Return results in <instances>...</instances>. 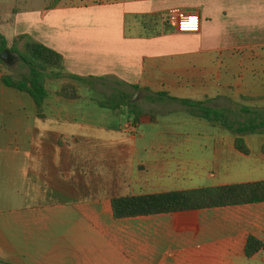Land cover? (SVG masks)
<instances>
[{
	"label": "crops",
	"instance_id": "crops-1",
	"mask_svg": "<svg viewBox=\"0 0 264 264\" xmlns=\"http://www.w3.org/2000/svg\"><path fill=\"white\" fill-rule=\"evenodd\" d=\"M77 1L0 18L8 43L28 35L81 79L47 81L37 112L0 73V261L264 264V202L123 219L111 206L264 182V0ZM173 8L199 32L150 36ZM66 84L79 100L57 96ZM253 119L244 154L235 131ZM249 238L263 248L248 258Z\"/></svg>",
	"mask_w": 264,
	"mask_h": 264
},
{
	"label": "trees",
	"instance_id": "trees-1",
	"mask_svg": "<svg viewBox=\"0 0 264 264\" xmlns=\"http://www.w3.org/2000/svg\"><path fill=\"white\" fill-rule=\"evenodd\" d=\"M150 36L175 32L166 22L159 29L156 25L145 27ZM8 51L9 54L17 55L19 62L28 69V74L15 80L11 77H2V84L19 93L26 94L34 103L37 112H40L48 97L46 82L70 78L80 81L81 79L67 75L63 71V58L54 50L35 41L28 35L15 37L9 43L0 35V55ZM4 62L0 59V65ZM57 96L75 102L79 100L76 88L72 84L64 85ZM166 95H161L159 97ZM131 98L127 100L130 105ZM185 105L189 102L182 101ZM225 115H211L205 117L210 122H224ZM223 120V121H222ZM256 119L247 122L245 129L235 131V148L247 154L242 136L258 130ZM252 125H255L253 127ZM264 202V182L241 184L234 186L217 187L185 192H173L159 195L139 197H114L111 200L112 212L115 219L131 218L138 216L172 213L179 211L200 210L213 207L236 206L251 203ZM263 248V244L254 238H249L245 245V256L252 257ZM0 264H3L0 261Z\"/></svg>",
	"mask_w": 264,
	"mask_h": 264
},
{
	"label": "rangeland",
	"instance_id": "rangeland-1",
	"mask_svg": "<svg viewBox=\"0 0 264 264\" xmlns=\"http://www.w3.org/2000/svg\"><path fill=\"white\" fill-rule=\"evenodd\" d=\"M32 2V6L35 8H42L46 6H54L55 2L59 0H27ZM70 0H65V3H68ZM74 3H77V0H72ZM24 0H0V18L5 15L12 16L17 12V6L20 9H29V4H26ZM9 16V17H10ZM4 20H0V26ZM11 42H9V47ZM0 73L10 76L15 80H20L22 76L28 74V69L19 62L17 55L8 54L7 62L3 65H0ZM2 126L0 124V133H2Z\"/></svg>",
	"mask_w": 264,
	"mask_h": 264
},
{
	"label": "built area",
	"instance_id": "built-area-1",
	"mask_svg": "<svg viewBox=\"0 0 264 264\" xmlns=\"http://www.w3.org/2000/svg\"><path fill=\"white\" fill-rule=\"evenodd\" d=\"M165 22L177 33L195 34L200 30L199 19L187 16L180 9L173 8L167 12Z\"/></svg>",
	"mask_w": 264,
	"mask_h": 264
},
{
	"label": "water",
	"instance_id": "water-1",
	"mask_svg": "<svg viewBox=\"0 0 264 264\" xmlns=\"http://www.w3.org/2000/svg\"><path fill=\"white\" fill-rule=\"evenodd\" d=\"M8 51H4L1 55H0V59L6 63L7 62V57H8Z\"/></svg>",
	"mask_w": 264,
	"mask_h": 264
}]
</instances>
